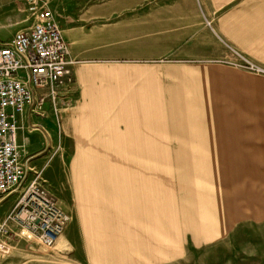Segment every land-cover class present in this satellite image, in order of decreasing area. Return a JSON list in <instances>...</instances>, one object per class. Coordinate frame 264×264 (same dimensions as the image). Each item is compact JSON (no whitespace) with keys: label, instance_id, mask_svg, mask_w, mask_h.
<instances>
[{"label":"rangeland","instance_id":"1","mask_svg":"<svg viewBox=\"0 0 264 264\" xmlns=\"http://www.w3.org/2000/svg\"><path fill=\"white\" fill-rule=\"evenodd\" d=\"M42 1L66 36L86 33L65 96L32 112L49 136L35 137L30 163L71 221L53 247L29 241L6 197L0 264H264V0L240 29L216 32L222 60L171 62L168 32L151 38L166 92L145 110L113 100V59H142L140 30L126 29L141 13L127 0ZM26 7L0 0V37L32 24Z\"/></svg>","mask_w":264,"mask_h":264},{"label":"built area","instance_id":"2","mask_svg":"<svg viewBox=\"0 0 264 264\" xmlns=\"http://www.w3.org/2000/svg\"><path fill=\"white\" fill-rule=\"evenodd\" d=\"M25 1L32 24L13 37H0V204L16 195L9 214L18 235L53 247L71 221L70 214L47 190L42 170L31 165L28 145L20 140V117L44 112L74 82L73 60L55 12L42 0ZM0 234H9L0 225ZM0 246H3L0 243Z\"/></svg>","mask_w":264,"mask_h":264},{"label":"crops","instance_id":"3","mask_svg":"<svg viewBox=\"0 0 264 264\" xmlns=\"http://www.w3.org/2000/svg\"><path fill=\"white\" fill-rule=\"evenodd\" d=\"M262 4V0H127L128 13L130 10L132 13L134 10L141 13L136 18L127 16L126 29L140 30L137 37H140L143 54L142 59L137 60L113 59V100L121 104L120 109L159 108L151 107L149 103L151 94L166 92L167 65L160 56L164 52L154 53L149 60L146 57H149L151 38H160V31H167L166 35L174 41L175 47L168 52L171 62H215L229 55V42L216 32L240 29L241 26L237 24L240 15L252 17L261 11ZM73 31L66 36L63 30V34L69 41L70 59L76 61L81 57L77 46L86 33L78 27ZM151 31L155 32L151 35ZM165 43L170 45L169 42ZM153 44L164 42L158 40L153 41ZM72 68L74 73V65ZM20 123V140L28 145L30 154V149L35 148L37 142L35 137H41L42 134L48 137L49 131L33 117L30 110L21 115Z\"/></svg>","mask_w":264,"mask_h":264}]
</instances>
